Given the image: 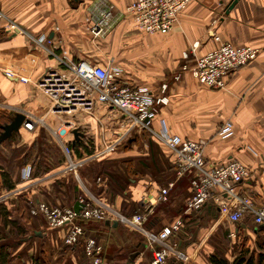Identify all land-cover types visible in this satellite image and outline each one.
Segmentation results:
<instances>
[{"label": "crops", "instance_id": "0c3cea01", "mask_svg": "<svg viewBox=\"0 0 264 264\" xmlns=\"http://www.w3.org/2000/svg\"><path fill=\"white\" fill-rule=\"evenodd\" d=\"M92 1L0 0V110L5 109L10 117L15 114L13 107L20 106L24 112L41 118L53 129L74 121L84 134L82 143L90 136L97 139L96 144L101 138L112 139L116 136L120 120L117 111L98 105L91 116L54 115L49 112L50 101L35 83L46 69L58 66V60L51 52L58 55L65 50L70 61L84 59L107 65L113 60L125 68L124 79L146 87L152 94L156 128L157 121L163 119L174 135L204 141L209 167L236 158L248 165L251 175L238 186L237 192L241 197L250 198L255 205L264 203V0H239L229 13L226 9L233 0H193L168 34H146L134 27L132 19H122L101 40L92 38L88 31V6ZM111 1L118 10H125L135 0ZM12 25H16L21 33L14 34L10 27ZM212 33L220 41H216ZM222 43L254 46L259 48L260 54L255 62L231 73L224 89L212 90L198 83L190 70L197 58ZM229 120L233 133L223 137L219 134L220 130ZM30 133L31 137H35V131ZM17 135L23 136L26 132ZM134 135H141V131ZM20 172L15 175V189L5 193L22 190L8 196V199L31 190L35 200L44 202L38 186L48 180L40 183L33 180H41L45 176L32 177L23 182ZM140 184L133 188L139 201L145 192ZM170 193L173 201L169 203L168 211L176 215V211H180L191 197L190 177L175 180ZM114 200L115 206L122 203L121 198ZM206 210L209 213H204L202 209L197 216L202 220L204 215H208L212 222L208 230L210 237L215 239L220 233L228 232L230 242L235 243L240 234L247 236L251 247H255L254 242L260 240L263 227L257 225L252 215L247 214L239 222L233 223L220 217L216 208ZM175 215H172L171 222L177 218ZM165 218L166 214L160 211V225L154 226L153 223L152 226L150 223V228L162 229L170 221ZM191 220L184 222L179 234L170 238V242L187 259L181 261L170 254L167 264H210V253L202 249L208 240L193 241L194 229L199 228L200 233L205 228L199 227L200 222L193 223ZM115 223H105L104 231L113 233L120 230L122 225L117 223L119 226L115 227ZM226 224L230 226L228 229ZM26 228L38 234L47 229L41 217H33V224ZM55 232H59V237L63 239L62 230ZM62 239L54 242V246L58 247L55 248L57 253L54 258L65 245ZM106 240L110 246L117 247L108 238ZM128 240H125L126 243ZM41 241L44 244L45 239ZM130 251L136 254L131 259L126 257L125 264H150L152 249L139 232L137 242L133 241ZM67 257L71 258L72 264H78L73 253ZM85 259H88L86 254ZM232 259L233 256L229 258Z\"/></svg>", "mask_w": 264, "mask_h": 264}, {"label": "built area", "instance_id": "2783aa9c", "mask_svg": "<svg viewBox=\"0 0 264 264\" xmlns=\"http://www.w3.org/2000/svg\"><path fill=\"white\" fill-rule=\"evenodd\" d=\"M192 1L135 0L125 10H118L111 0H93L88 6L90 22L88 31L92 38L101 40L114 28L117 21L132 19L134 27L146 34H168ZM10 27L14 34L21 31L16 25ZM212 35L216 41H220L218 36L214 33ZM38 42L41 41L38 39ZM51 54L57 58L58 66L46 69L35 83L37 89L50 101V113L71 117L91 116L94 115L98 105L117 111L120 115L118 131L115 142L107 146L106 152L115 151L119 145L138 131L153 134L152 137L164 146L170 161L176 166V177L182 178L192 174L191 186L194 192L185 203L184 215L210 206V208L218 209L220 217L223 216L233 223L239 222L245 215L250 214L257 224H264V203L255 205L250 198L241 197L237 192L238 186L250 177L251 172L235 159L209 167L205 157L206 143L204 141H192L174 135L163 119L157 121L158 127L155 129L156 111L152 94L146 87L137 86L132 81L124 79L126 70L122 65L115 64L113 60H110L107 65L84 59L70 61L65 50L58 55L54 52ZM259 54V48L254 46L222 43L213 51L197 58L190 73L203 86L212 90H221L225 88L226 80L231 73L255 62ZM23 114L26 116V121L21 130L34 131L42 120L30 113L23 112ZM77 128V123L71 121L63 123L57 129H52L55 141L59 143L70 161L72 132ZM232 132V123L229 120L219 134L229 137ZM59 173L67 174V170L61 169L41 180L39 178L33 181L40 183L55 175L59 176ZM20 176L23 182L29 181L33 177L31 166L28 165L22 169ZM173 187L174 183L159 187L149 180L145 184V192L141 199L144 213L133 215H125L115 206H108L103 201L101 203L92 201L83 194L77 197V208L67 205L51 206L46 202L33 199L29 211L33 217L44 218L47 229L62 230L63 243L67 246H72L85 237L84 228L77 222L80 218L117 222L123 226H129L142 234L151 247L150 264H167L170 254L181 261L187 259L186 255L178 251L175 244L170 242V238L181 231L184 225L183 218H176L161 230H152L147 226L155 212V206L169 200V192ZM19 190L3 194L0 200L8 198ZM152 191L156 193V199H152ZM96 200L99 201V199ZM83 250L92 264H103L104 247L95 239L86 238Z\"/></svg>", "mask_w": 264, "mask_h": 264}, {"label": "trees", "instance_id": "16d2710c", "mask_svg": "<svg viewBox=\"0 0 264 264\" xmlns=\"http://www.w3.org/2000/svg\"><path fill=\"white\" fill-rule=\"evenodd\" d=\"M11 116L12 115H10V117ZM10 117H8L5 110H0V132L1 126L8 123ZM136 141L137 139L133 141V138H130L125 141V143L127 142L132 145L135 144ZM94 150L93 147L89 148L85 142L82 143V140L75 145H71L73 158L77 159H82L84 156H91ZM117 151L116 149L112 155L108 157L110 160H106L100 164H94V166L92 165L89 168L87 167V170L85 169L87 172L84 177H89L91 190L99 200L105 201L108 199L110 205L115 206L112 204L111 199L121 198L122 203L120 210L121 213L125 215L136 214V211L142 208L141 201L137 200L133 188L138 187L140 182H144V184L148 182L147 179H144L147 173H151L154 176L155 179H153V182L155 184L158 183V185L163 187L168 186L170 183H174L177 179L176 166L171 163L170 160V163L163 160L160 161V158L163 157L159 155L160 158H158L154 147L150 148V153L147 156L148 158L137 157L111 160ZM61 152L62 150L60 147L49 140L44 130L40 132L37 139L23 143L22 145L21 136L14 134L10 142L6 141L0 146V195L15 189V175L26 165L31 166L32 176L36 178L56 172L62 167L61 165L64 164V159H61ZM165 154H167V152ZM167 156L169 157L168 154ZM189 175L191 185L192 174ZM84 177L83 179H85ZM72 183L73 181L71 182L68 180L65 182V178L55 176L53 180L50 179L47 183L39 185L38 189L42 192L44 199L47 200L46 203L51 206H57V202L64 201L66 204L60 206L67 205L77 208V197L80 195V192L78 193V187ZM69 186L72 189H69ZM49 189H51L50 192L48 191ZM35 191L37 192V190ZM191 192L192 196L194 192L192 186ZM107 194L109 195L108 197ZM63 197H65V199H63ZM33 199L34 192L30 190L10 200H6L8 202L0 201V264H72L71 258H68L67 255L73 253V255L76 256L77 252H80L79 260L76 256L78 264H91L88 262V259L84 258L85 250L83 249L86 245L85 237L81 238L72 246L64 245L62 249L59 250L58 256L53 259V255L57 253V251H55V246H47L45 242L43 244L41 241L44 239L46 232H40L41 235L39 236L38 232H35V230L26 228V226L29 227L33 224V217L30 215L29 211L31 210V201ZM172 201L173 198L170 196L167 203L158 204L157 209L150 218L151 220L148 222V228L152 227L153 223L154 226L160 225L158 220L160 211L166 214V216L175 215L168 211L169 203H172ZM136 202L139 203L137 204ZM182 207L180 211H176L175 217H182L183 222L190 219H192L191 221L193 223L199 222L197 214L201 212V210L189 215H184L185 205ZM207 208H210V206H205V208H203L204 213L206 211V213H209V211L206 210ZM43 221L45 223L44 218ZM83 221L86 220L81 218L77 220L82 227L87 225ZM92 221L95 220H90L88 222ZM95 222H100L103 227H105V222ZM150 223L152 226L149 225ZM117 226H119V224ZM259 227L263 228L260 230V240L254 242L255 247H251L248 244L249 241L247 236L239 234L236 237L235 243H231L228 238V232L217 235L215 239H213L217 240V249L210 254L208 258L210 264H264V225H259ZM90 228L94 230L92 226H90ZM225 242H227V245L224 244ZM220 246L223 247L222 250L219 249ZM56 248L58 247L56 246ZM27 250L33 252V254H27ZM230 252L233 256L232 260L227 258ZM133 254L136 253L133 251L129 252L126 257L131 259Z\"/></svg>", "mask_w": 264, "mask_h": 264}, {"label": "rangeland", "instance_id": "374dc122", "mask_svg": "<svg viewBox=\"0 0 264 264\" xmlns=\"http://www.w3.org/2000/svg\"><path fill=\"white\" fill-rule=\"evenodd\" d=\"M13 109H14L15 113L22 112V114H23V112H24L23 108H20V106L13 107ZM38 119L39 120H42L41 118H38ZM154 128L156 129V127H154ZM52 129L53 128H51L50 126H48L47 123L44 122V120L40 121V123L37 125V128L34 130L36 132L35 137H31L32 134L30 132H26L25 131L26 132V135L21 136V145L23 143H26V142L34 141L35 139L38 138V136L40 135V132L42 130H44L46 132L49 140H51L52 143L56 144V146H59L60 147L59 143L57 141H55V139L53 137ZM31 132H33V131H31ZM146 133H148V134H146ZM28 134H31V135H28ZM136 136L135 135H132L131 136V138L137 139V141L135 142V144L130 145L127 142L126 143L123 142L121 145H119L117 147V150L118 151L113 155V157H112L111 160H119V159H124V158H137V157L148 158L147 156L150 153V151H149L150 148L151 147H154V150L157 152L158 158H160L159 155H161L163 157V158H160V161L163 160L165 162H169L170 159L167 156V154H165L166 153V149L164 148V146H161V144H159L154 139V137H152L153 134H151L150 132H147V131H142L141 132V135H139L137 137ZM27 137H29V139H26ZM115 138H116V136L114 138H112V139H107V138H104L103 139V138H101V140H99L98 143L96 144V142H97V139L96 138H92V136L87 137L85 143L87 144V146L89 148L90 147H93L95 149L94 152H93V154L91 155V156H94L92 159H88L91 156H84L82 159L73 158V155L71 153V161H70L69 157L67 155H65L64 151L60 147V149L62 150V152H61V154H62L61 155V159L62 158L64 159V164L61 165L62 167L59 168L57 170V172L58 171H61V169H65V170H67V174H63L62 175L63 172L62 173H59V177L65 178V182H67L68 180L71 181V182L73 181L72 184H74V185H76L78 187V193L80 192V195L83 194V195L87 196L88 198H90L92 201L94 200L95 202H100L101 203V201H103V200H99V201L96 200V199H99V198H97L95 196V194L93 193V191L91 190V186L89 184L90 183L89 177H84V176H85V173L87 172L86 171L87 170L86 169L87 167L89 168L92 165L94 166V164H100L102 162H105L106 160H110V158H108V157L110 155H112V153L114 151H112L111 153H107L106 152L107 151V146L112 145L115 142L114 141ZM192 141H194V140H192ZM162 153H163V155H162ZM235 161L240 162L247 170H249V172L251 171L250 168H249V166L246 165L245 163H243L242 161L238 160L237 158L235 159ZM83 177L85 179H83ZM184 177H186V178L188 177L189 178L190 175L188 174V175H186ZM184 177H182V178H184ZM53 178H54V176L51 177L52 180H53ZM182 178H177L176 180H181ZM144 179H147L148 181L149 180L154 181L153 179H155V178H154V176L151 173H147L145 175V178ZM98 182H100V181H98ZM140 183H142V184H140L141 186L143 185L142 187H145V184L143 182H140ZM157 185H158V183H157ZM159 187H160V185H159ZM161 187H163V186H161ZM155 188H157V186H155ZM69 189H72V188L69 186ZM48 191L50 192L51 189H49ZM170 192H169L168 199L171 196V193ZM152 194H153L152 199H156L155 198L156 193L154 191H152ZM142 195L143 194H141L140 200L143 197ZM1 196H3V194L0 195V197ZM108 196L109 195L107 194V197ZM63 199H65V197H63ZM116 199H118V198H116ZM6 200H10V199L4 198L3 200H0V201H2V202H8ZM49 200H50V198H49ZM44 201L47 202L46 199H44ZM113 201L114 200L111 199L112 204H113ZM103 202L105 204H107L108 206H111L110 203H109V201H108V199L105 200V201H103ZM128 202H130V201H128ZM57 203H58V204H56L57 206L66 204V202H64V201H59ZM116 207L121 212V210H120L121 204L119 206H115V208ZM142 208L141 209H138L136 212L137 213H144V210H143L144 208L143 209ZM207 216L208 215L206 214V216L205 215L203 216L204 219H202V220L199 219V222H200L199 227L201 226V228L204 227L205 229H203L200 233L198 232L200 230L199 228L198 229H195V231H194L195 232V237L193 238V241L198 242V240H200V242H201V241L207 239L208 242L202 246V249L205 250V251H207L208 254L209 253L211 254L212 252H215V250L217 249V242H215L213 240L214 238H212V236L210 237V233H209L208 230L211 228L209 226H210V223H212V222L208 219ZM172 218H173L172 216H170V217L169 216L168 217L166 216L165 219L168 220V221L170 219V221H169V224H170ZM88 221H90V220L83 221L84 223L87 224V225H84L83 226L84 227V230H85V235L84 236H85V238H93L95 240L97 239L98 241L97 240L96 241L99 244H101V245L104 246V253L102 255V258H103V262L102 263L103 264H125V261H127L126 260V255L129 252H131L130 249H131V246L133 244V241L134 242H137V230L132 229L129 226H123L122 225L121 228H120V230H118L116 232L114 231L113 233L111 231H108L106 233V231H104V229H103V225L100 222H95V221L88 222ZM169 224H167V225H169ZM90 226H92L94 228V230H92L90 228ZM225 226L227 227V229L230 227L228 224H226ZM41 227L42 226L40 224V228ZM85 227H86L87 230L88 229L89 230L87 231L85 229ZM46 228H47V226H46ZM222 228H224V225L222 226ZM223 230L224 229H222V231ZM222 231H220V232H222ZM45 232H46V234H45L44 239H45V244L47 246H53L55 240H56V242H60V240L62 239V238L59 237V234H58L59 232H55V230H47L46 229ZM198 233H199V236H198ZM40 235H41V233L39 234V236ZM63 236H64V232H63ZM106 238H108V240L110 241V243L111 242H114L117 245V247H114L112 245L110 246L108 244ZM126 239H129L127 243L125 241ZM212 241H214V242H212ZM224 244L227 245V242H225ZM35 247H37V246H35ZM34 249H36V248H34ZM219 249L222 250L223 247L220 246ZM28 253H29V255H31V253L27 250V254ZM76 256H77V258L79 260L80 259V252H77V255ZM228 256H229V258H231L232 257V253L230 252L228 254ZM53 259H54V255H53Z\"/></svg>", "mask_w": 264, "mask_h": 264}, {"label": "water", "instance_id": "95a60500", "mask_svg": "<svg viewBox=\"0 0 264 264\" xmlns=\"http://www.w3.org/2000/svg\"><path fill=\"white\" fill-rule=\"evenodd\" d=\"M238 2L239 0H233L228 6V9H226V12L229 13V11H231ZM24 121H26V116L24 114L22 115V113H15L9 118L8 123L1 126L0 146L6 141L10 142L14 134H18L20 132V129H22L21 126L23 125ZM72 133L74 136L73 145H75L80 141L83 134L78 129H75ZM106 224L109 225V222H107ZM114 226L117 227V223H115Z\"/></svg>", "mask_w": 264, "mask_h": 264}]
</instances>
